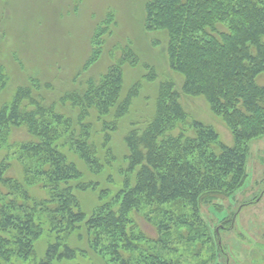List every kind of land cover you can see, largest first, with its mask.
I'll use <instances>...</instances> for the list:
<instances>
[{
    "label": "trees",
    "instance_id": "trees-1",
    "mask_svg": "<svg viewBox=\"0 0 264 264\" xmlns=\"http://www.w3.org/2000/svg\"><path fill=\"white\" fill-rule=\"evenodd\" d=\"M145 30L165 35L180 90L172 81L160 83L154 116L131 124L124 138L123 186L108 201L103 191L88 217L75 192L89 186L81 183L82 173L67 154L77 155L94 174L112 163L111 135L140 93V83L124 90L122 67L138 63L135 53L127 47L104 73L80 80L112 35L97 26L93 51L74 77L73 90L49 99L43 91L53 86L34 79L0 107V150H6L0 157V264L73 260L78 250L66 239L82 225L93 251L110 264H214L222 255L200 206L230 198L244 186L249 142L264 137V84L259 83L264 0H148ZM8 83L0 63V93ZM182 95L204 99L233 145L213 126L190 118ZM136 215L156 237L141 228ZM45 232L53 241L35 262V244Z\"/></svg>",
    "mask_w": 264,
    "mask_h": 264
},
{
    "label": "rangeland",
    "instance_id": "rangeland-1",
    "mask_svg": "<svg viewBox=\"0 0 264 264\" xmlns=\"http://www.w3.org/2000/svg\"><path fill=\"white\" fill-rule=\"evenodd\" d=\"M147 1L0 0V63L9 76L7 88L0 93V107L12 99L19 87L28 86L34 79L53 86L49 92L43 91L49 99L73 90L76 87L74 77L83 71L93 51L91 38L97 26L107 28L112 35L106 37L101 58L83 73L80 80L104 73L111 63H115L114 56L121 57L120 51L127 47L138 58L136 65L122 67L124 90L136 83L141 86L130 112L120 119L117 130L111 135L112 163L100 174H94L77 155L67 154L82 173L81 183L89 186L85 191L75 192L87 217L100 205L103 191L107 193L102 197L108 201L123 186L128 153L124 138L131 124H141L154 116L160 83L172 81L180 90V76L169 66L165 35L145 30ZM110 16L113 21L108 19ZM259 83L264 84V76L260 77ZM181 101L190 118L213 126L225 144L233 145L230 132L221 119L211 113L204 99L182 95ZM18 139L14 137V140ZM248 148L249 176L244 186L230 198L200 206L202 217L210 231L217 233L216 240L223 249L214 264H264V137L249 142ZM5 153L6 150H0V157ZM12 164L21 178L22 169L16 157L12 158ZM36 192L45 196L43 191ZM136 220L150 237H156L153 227L140 215H136ZM227 222L231 225L225 226ZM52 241L53 235L45 232L36 242L35 262L44 258ZM66 244L77 249L79 255L73 260L54 264H110L108 257L93 251L84 225L67 237ZM31 263L32 260L15 259L10 264Z\"/></svg>",
    "mask_w": 264,
    "mask_h": 264
}]
</instances>
